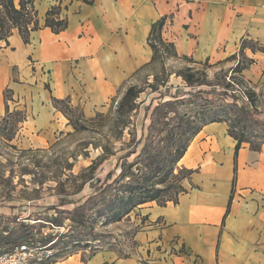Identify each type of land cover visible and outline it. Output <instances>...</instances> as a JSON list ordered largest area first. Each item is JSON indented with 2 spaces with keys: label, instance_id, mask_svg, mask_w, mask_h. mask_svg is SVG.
<instances>
[{
  "label": "crops",
  "instance_id": "1",
  "mask_svg": "<svg viewBox=\"0 0 264 264\" xmlns=\"http://www.w3.org/2000/svg\"><path fill=\"white\" fill-rule=\"evenodd\" d=\"M52 6L68 19L60 33L45 27ZM35 8L40 28L28 44L18 30L0 41V119L9 91L10 111L27 113L22 134L42 146L68 124L54 99L92 118L150 66L148 38L162 17L163 39L198 63L228 61L244 41L264 47V0H36ZM244 52L264 78V52ZM235 146L226 123L203 128L179 162L193 171L186 192L177 204L140 208L148 219L131 255L108 249L52 264H264V146L243 145L233 186Z\"/></svg>",
  "mask_w": 264,
  "mask_h": 264
},
{
  "label": "rangeland",
  "instance_id": "2",
  "mask_svg": "<svg viewBox=\"0 0 264 264\" xmlns=\"http://www.w3.org/2000/svg\"><path fill=\"white\" fill-rule=\"evenodd\" d=\"M240 53L236 59L231 57L228 61L214 64L172 57L169 51L164 61L150 64L126 87L138 86L144 90L139 108L131 116L120 119L116 112L124 93L92 118L85 117L77 108V112L71 113V118L79 120L78 129L69 124L64 115L68 121L66 128L46 139L44 146L37 145L39 138L30 139L22 134L25 122L18 124L17 120L26 114L27 121L25 110L15 109L11 111L10 119H0V233L5 236V231H8L19 235L22 224H27L33 226V234L38 240L65 236L64 244L54 248L60 257L58 260L76 253L86 257L108 249L121 256L131 255L139 244L136 237L146 227L148 219L140 209L143 205L121 219H108L106 214L100 216L102 205L97 202L88 211L94 214L90 224L96 237H85L81 242L77 241V231L67 212L95 196L97 187L113 184L121 172V163L124 160L131 163L141 154L144 143L140 144L139 140L148 134L151 114L158 104L170 100L178 90L195 91L187 87L179 76L190 73L188 68H192L191 73L197 77L198 73L205 72L211 82L224 77L230 86H251L256 92L264 93V78L258 66L247 69L249 77L232 71L239 60L244 66L249 62L250 57ZM149 86H155L157 91ZM261 100L264 103V97ZM261 109H264V104ZM16 110L22 113L17 115L14 113ZM109 173L113 177L106 182ZM110 186L108 193L114 194L115 186ZM62 199L71 200L74 204L59 207ZM54 207L65 212L59 214L61 226L50 222V218L58 214V210L52 209Z\"/></svg>",
  "mask_w": 264,
  "mask_h": 264
},
{
  "label": "trees",
  "instance_id": "3",
  "mask_svg": "<svg viewBox=\"0 0 264 264\" xmlns=\"http://www.w3.org/2000/svg\"><path fill=\"white\" fill-rule=\"evenodd\" d=\"M80 1L88 5L96 2V0ZM60 14V6H52L46 14L45 27L51 28L54 33H60L68 27V19H61ZM166 20L167 17H162L152 24L148 38L153 51L151 64L158 60L164 61L169 51L172 57L192 60L186 56L180 57L175 45L163 39L162 31ZM39 28L35 0H0V41L7 42L13 32L18 30L25 44H28L31 33ZM246 48L253 52H264V47L244 41L241 52L245 57H247L244 52ZM232 58L236 59V55ZM253 63V60L249 59L244 66L239 60L232 71L242 74ZM188 71L190 73L179 76L187 83V87L195 91L178 90L176 94L171 95L170 100L161 102L153 109L149 132L139 140L140 144L144 143L141 154L131 163L127 160L121 163V172L113 180V184H102L97 187L95 196L67 212L68 219L77 231V241L81 242V239L89 236L96 237L90 224L94 214L88 211L92 210L97 202L102 205L99 210L100 216L106 214L108 219H121L147 203L156 202L159 206H167L168 202L177 204L179 196L186 192L183 181L193 174L192 170L180 168L179 162L205 126L212 123H226L229 135L236 141L233 186L236 184V157L243 145H248L253 151H260L264 146V109H261V105L264 104L261 100L264 93L256 92L251 86H230L224 77H217L215 82H211L205 72L198 73L197 77L194 72L191 73L192 68H188ZM149 87L157 91L155 86ZM204 87L209 90H203ZM143 92L144 90L138 86H130L126 89L118 102L116 111L120 119L129 117L137 111ZM5 97L7 112L4 120L7 121L13 115L8 105L11 100L9 91L6 92ZM53 102L55 107L67 117L69 124L77 128L79 120L75 121L71 118V113L77 112V108H72L68 100L54 99ZM14 113L20 115L22 111ZM25 121L26 114L17 120V123L22 124ZM112 177L113 174L109 173L106 182ZM110 185L115 186L114 194L108 193L112 188ZM231 201L232 197L228 209H230ZM69 204L74 202L62 199L58 206ZM89 205L91 207L88 209ZM52 209L58 210V214L50 218V222L54 226H61L62 220L59 214L62 215L65 212L58 207ZM21 228L22 233L19 235L8 231H5V236L0 233V253L10 251L16 245L23 244L22 242L35 246L51 244L50 248L54 249L58 244H64L66 239L65 236H56L47 240H38L33 234V226L22 224ZM58 258L60 257H57L55 250L54 259L49 264L55 263Z\"/></svg>",
  "mask_w": 264,
  "mask_h": 264
},
{
  "label": "built area",
  "instance_id": "4",
  "mask_svg": "<svg viewBox=\"0 0 264 264\" xmlns=\"http://www.w3.org/2000/svg\"><path fill=\"white\" fill-rule=\"evenodd\" d=\"M50 245H16L12 250L0 253V264H49L55 255Z\"/></svg>",
  "mask_w": 264,
  "mask_h": 264
}]
</instances>
